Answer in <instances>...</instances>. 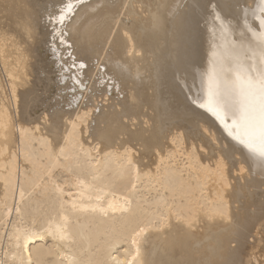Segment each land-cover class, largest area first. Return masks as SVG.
I'll return each instance as SVG.
<instances>
[{
  "label": "bare ground",
  "instance_id": "6f19581e",
  "mask_svg": "<svg viewBox=\"0 0 264 264\" xmlns=\"http://www.w3.org/2000/svg\"><path fill=\"white\" fill-rule=\"evenodd\" d=\"M261 18L0 0V264H264Z\"/></svg>",
  "mask_w": 264,
  "mask_h": 264
},
{
  "label": "snow or ice",
  "instance_id": "6c2138e0",
  "mask_svg": "<svg viewBox=\"0 0 264 264\" xmlns=\"http://www.w3.org/2000/svg\"><path fill=\"white\" fill-rule=\"evenodd\" d=\"M248 32L250 39L249 41L245 42L243 45L236 44V55L243 57L245 55H251V53L255 50V46H259L262 55H264V18L257 19L254 21V26L249 25L248 26ZM62 44H65V40H61ZM70 44H66V48H70ZM69 56L71 57V53H69ZM74 67H78L79 69L83 70L87 68V65L85 63L77 62L73 60ZM73 83H79V77L77 75H73L72 77ZM101 83L104 82L103 77L100 78ZM119 91V86L114 85ZM260 124H261V131L264 133V104L261 105L260 109ZM64 149L61 148V152H63ZM111 207V205H110ZM93 211H96V209H93ZM100 211H104V209H100Z\"/></svg>",
  "mask_w": 264,
  "mask_h": 264
}]
</instances>
